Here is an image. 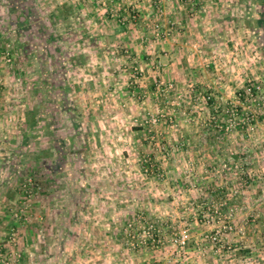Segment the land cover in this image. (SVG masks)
I'll return each mask as SVG.
<instances>
[{
    "label": "rangeland",
    "instance_id": "rangeland-1",
    "mask_svg": "<svg viewBox=\"0 0 264 264\" xmlns=\"http://www.w3.org/2000/svg\"><path fill=\"white\" fill-rule=\"evenodd\" d=\"M11 1L0 264H264V0L221 32L169 0H20V27Z\"/></svg>",
    "mask_w": 264,
    "mask_h": 264
},
{
    "label": "crops",
    "instance_id": "crops-1",
    "mask_svg": "<svg viewBox=\"0 0 264 264\" xmlns=\"http://www.w3.org/2000/svg\"><path fill=\"white\" fill-rule=\"evenodd\" d=\"M20 0H12L11 6L13 10V14H8L9 16V22L11 24H18L20 27L23 25V22L26 21L24 16H20L21 14L25 13V15L29 14V11L25 12V10L21 9L20 7H17L15 4L19 2ZM131 10L133 8H137V11L141 13V15H147L145 17H148L150 15L149 13L145 11H140L138 8L140 6V0H131ZM171 4V9L173 10L172 19L175 20L176 24H179V19H182L183 16H188L194 11V8L197 7L198 10H202V18L204 20L203 24V30L207 31H213L216 29L217 32H221L224 30V28L231 26L233 29H235L236 26V17H237V10H238V2L240 0H169ZM189 2V5L187 6L186 3ZM133 3V4H132ZM186 4V7L184 8V5ZM129 9V8H128ZM185 9V10H184ZM171 10V11H172ZM127 10H123V14ZM9 13V11H7ZM122 14V12H121ZM122 14V15H123ZM190 16H193L192 14ZM28 17V16H26ZM140 17V16H139ZM189 17V16H188ZM148 24H144L143 27H139L140 31H144ZM228 25V26H226ZM195 25H193L194 27ZM108 31H114V27H107ZM121 27H119L116 31H120ZM128 29V28H127ZM230 29V28H228ZM6 93V92H4ZM7 146H11V140H6L3 143V147L6 150ZM3 149V148H0ZM2 162V161H1ZM10 200V199H9Z\"/></svg>",
    "mask_w": 264,
    "mask_h": 264
}]
</instances>
